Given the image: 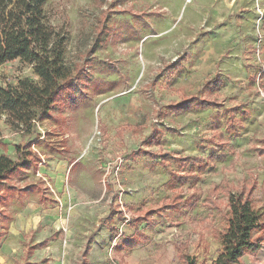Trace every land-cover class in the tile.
Returning a JSON list of instances; mask_svg holds the SVG:
<instances>
[{
	"label": "rangeland",
	"instance_id": "rangeland-1",
	"mask_svg": "<svg viewBox=\"0 0 264 264\" xmlns=\"http://www.w3.org/2000/svg\"><path fill=\"white\" fill-rule=\"evenodd\" d=\"M47 12L79 75L37 141L0 122V155L35 141L40 159L4 185L0 264H180L178 248L210 264L224 230L214 189L254 180L264 212V0H49ZM26 77L20 61L0 66V86ZM210 93L221 106L170 108ZM260 236L240 264H264Z\"/></svg>",
	"mask_w": 264,
	"mask_h": 264
},
{
	"label": "trees",
	"instance_id": "trees-1",
	"mask_svg": "<svg viewBox=\"0 0 264 264\" xmlns=\"http://www.w3.org/2000/svg\"><path fill=\"white\" fill-rule=\"evenodd\" d=\"M48 1L0 0V66L6 62L20 61L30 67L37 78L35 81L26 77L18 79L15 84L0 86V122L7 130L22 137L30 138L38 133L36 125L56 113L59 98L64 95L63 90L72 87L79 75L67 61L68 35L65 29L51 22L47 12ZM220 82L218 76L209 79L204 89L215 91ZM189 105L205 110L219 107L221 103L210 93L187 98L170 108L179 113ZM239 112L245 113L237 107L229 110L227 130L234 136L239 134ZM37 136L36 141L40 138L39 134ZM2 139L3 129L0 126V144ZM220 141L224 143L223 135ZM34 142L15 145L16 159H11L5 153L0 155V203L5 202L4 185L27 166H37V162H40L31 150ZM2 147L5 148L4 145ZM186 161L207 166L206 162L196 157L178 160L180 163ZM176 178L182 179L178 175ZM184 178L187 179L186 176ZM253 181L243 182L237 187L223 182L211 193L209 201L220 213L224 230L220 233L222 248L210 264H240L244 257H255L261 250L264 212L252 205ZM222 192L227 198L224 208V202L218 199ZM3 214L0 211V219L4 217ZM64 236L61 231L54 238ZM178 255L180 264H198L195 257L181 248H178Z\"/></svg>",
	"mask_w": 264,
	"mask_h": 264
}]
</instances>
